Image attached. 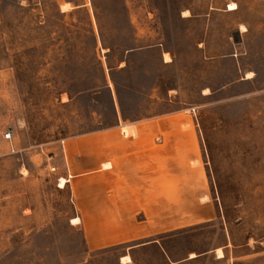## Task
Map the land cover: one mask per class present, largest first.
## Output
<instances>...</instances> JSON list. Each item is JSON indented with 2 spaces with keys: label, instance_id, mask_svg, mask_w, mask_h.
I'll list each match as a JSON object with an SVG mask.
<instances>
[{
  "label": "rangeland",
  "instance_id": "374dc122",
  "mask_svg": "<svg viewBox=\"0 0 264 264\" xmlns=\"http://www.w3.org/2000/svg\"><path fill=\"white\" fill-rule=\"evenodd\" d=\"M92 138L162 149L132 243L151 244L92 250L72 224ZM0 264H264V0H0Z\"/></svg>",
  "mask_w": 264,
  "mask_h": 264
},
{
  "label": "crops",
  "instance_id": "0c3cea01",
  "mask_svg": "<svg viewBox=\"0 0 264 264\" xmlns=\"http://www.w3.org/2000/svg\"><path fill=\"white\" fill-rule=\"evenodd\" d=\"M166 123L172 129L178 124H183L180 121ZM134 125L137 130L138 126ZM182 141L183 152L194 154L195 151H192L195 150L194 130L191 125L182 132ZM89 142V145H84L90 146L89 153H82L80 161L77 156L74 157L75 174L70 172L69 179L63 176L68 180L67 182H71L74 178L73 195L77 214L73 217H79L80 221L74 224L71 221L73 217H71V223L85 227L88 246L92 250L132 244L145 238L147 235L137 233L139 232L137 211L141 203L153 206L163 200L162 196L157 197L155 191H146L148 183H156L157 180H161L157 179L155 174L148 175L147 171L161 161L162 149H141V147L147 146V139L144 138H92ZM115 151L126 152L122 162L116 166V171L122 173L127 180L122 184L116 183L115 177L106 173L108 169L103 168V159L114 156L109 152L114 153ZM173 165L172 161L171 166L173 167ZM193 173H197L200 178H206L204 170H198V167L193 170ZM60 188L65 187L60 186ZM175 193L176 191L171 190L167 197V200L170 199L171 205L173 198L176 197ZM29 209H31V213L27 215L36 212L32 208ZM152 242L154 240L138 244L145 246ZM138 244H132L130 247L134 248Z\"/></svg>",
  "mask_w": 264,
  "mask_h": 264
},
{
  "label": "trees",
  "instance_id": "16d2710c",
  "mask_svg": "<svg viewBox=\"0 0 264 264\" xmlns=\"http://www.w3.org/2000/svg\"><path fill=\"white\" fill-rule=\"evenodd\" d=\"M132 49H134V50H132ZM127 50H129V49H126L125 51H127ZM142 50V48L141 49H139L138 47H136V48H131V50L129 51V53L130 52H134V51H141ZM110 68L111 69H113V70H115L116 69V67H114V66H110ZM121 71H127L128 70V67H127V65L126 66H124V67H122L121 69H120ZM114 85L116 86V94H117V96H118V98H120V91H119V89H120V87H119V84H118V82L115 80V78H114ZM114 100V99H113ZM120 100V99H119ZM121 104V103H120ZM116 113V118H115V120L111 123V126H114V125H116L117 123H119L120 122V118L122 117L124 120H126V117H125V114H124V110L122 109V107H121V109H120V111H116L115 112ZM121 113V117H120V114ZM136 120H138V119H136ZM136 120H133V121H136Z\"/></svg>",
  "mask_w": 264,
  "mask_h": 264
},
{
  "label": "bare ground",
  "instance_id": "6f19581e",
  "mask_svg": "<svg viewBox=\"0 0 264 264\" xmlns=\"http://www.w3.org/2000/svg\"><path fill=\"white\" fill-rule=\"evenodd\" d=\"M233 6H235V7H233ZM234 8H236V5L235 4H230V9H234ZM188 12V11H187ZM247 30V28H246V26L245 25H241L240 26V31L241 32H245ZM239 31V32H240ZM165 55H167V53L165 54ZM168 56V55H167ZM166 60H169V58L167 57V59ZM250 74V73H249ZM220 253H223V251L220 249Z\"/></svg>",
  "mask_w": 264,
  "mask_h": 264
},
{
  "label": "built area",
  "instance_id": "2783aa9c",
  "mask_svg": "<svg viewBox=\"0 0 264 264\" xmlns=\"http://www.w3.org/2000/svg\"><path fill=\"white\" fill-rule=\"evenodd\" d=\"M5 137L11 139V138H12V133H11V132H7V133L5 134ZM12 150H13L14 152L17 151V150L15 149V147H13Z\"/></svg>",
  "mask_w": 264,
  "mask_h": 264
},
{
  "label": "snow or ice",
  "instance_id": "6c2138e0",
  "mask_svg": "<svg viewBox=\"0 0 264 264\" xmlns=\"http://www.w3.org/2000/svg\"><path fill=\"white\" fill-rule=\"evenodd\" d=\"M233 7H235V6H233Z\"/></svg>",
  "mask_w": 264,
  "mask_h": 264
},
{
  "label": "water",
  "instance_id": "95a60500",
  "mask_svg": "<svg viewBox=\"0 0 264 264\" xmlns=\"http://www.w3.org/2000/svg\"><path fill=\"white\" fill-rule=\"evenodd\" d=\"M239 32V31H238ZM240 33V32H239Z\"/></svg>",
  "mask_w": 264,
  "mask_h": 264
}]
</instances>
